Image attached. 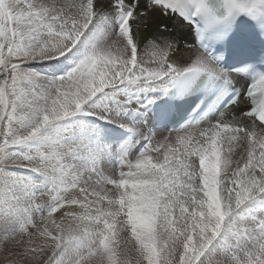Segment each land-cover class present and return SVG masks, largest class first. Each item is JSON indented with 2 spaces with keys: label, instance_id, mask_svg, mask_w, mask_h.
Here are the masks:
<instances>
[{
  "label": "snow or ice",
  "instance_id": "snow-or-ice-1",
  "mask_svg": "<svg viewBox=\"0 0 264 264\" xmlns=\"http://www.w3.org/2000/svg\"><path fill=\"white\" fill-rule=\"evenodd\" d=\"M0 253L264 264V0H0Z\"/></svg>",
  "mask_w": 264,
  "mask_h": 264
},
{
  "label": "rangeland",
  "instance_id": "rangeland-1",
  "mask_svg": "<svg viewBox=\"0 0 264 264\" xmlns=\"http://www.w3.org/2000/svg\"><path fill=\"white\" fill-rule=\"evenodd\" d=\"M57 216L59 215V213L56 214ZM2 261H3V254L0 253V264H2Z\"/></svg>",
  "mask_w": 264,
  "mask_h": 264
},
{
  "label": "bare ground",
  "instance_id": "bare-ground-1",
  "mask_svg": "<svg viewBox=\"0 0 264 264\" xmlns=\"http://www.w3.org/2000/svg\"><path fill=\"white\" fill-rule=\"evenodd\" d=\"M170 23V22H169ZM53 63H58V62H53ZM71 67V63L69 62L68 64H67V68H70ZM65 70H67V69H65ZM59 74V73H58Z\"/></svg>",
  "mask_w": 264,
  "mask_h": 264
}]
</instances>
